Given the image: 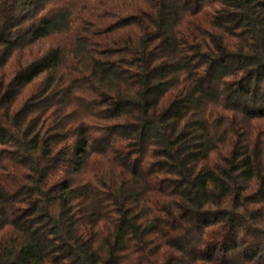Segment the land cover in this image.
<instances>
[{"label":"trees","instance_id":"16d2710c","mask_svg":"<svg viewBox=\"0 0 264 264\" xmlns=\"http://www.w3.org/2000/svg\"><path fill=\"white\" fill-rule=\"evenodd\" d=\"M0 264H264V0H0Z\"/></svg>","mask_w":264,"mask_h":264}]
</instances>
